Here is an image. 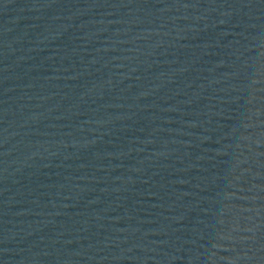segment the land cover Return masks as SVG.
<instances>
[{
	"label": "water",
	"instance_id": "obj_1",
	"mask_svg": "<svg viewBox=\"0 0 264 264\" xmlns=\"http://www.w3.org/2000/svg\"><path fill=\"white\" fill-rule=\"evenodd\" d=\"M0 264H264V0H0Z\"/></svg>",
	"mask_w": 264,
	"mask_h": 264
}]
</instances>
